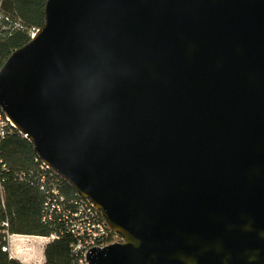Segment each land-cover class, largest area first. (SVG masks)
Segmentation results:
<instances>
[{"label":"water","instance_id":"95a60500","mask_svg":"<svg viewBox=\"0 0 264 264\" xmlns=\"http://www.w3.org/2000/svg\"><path fill=\"white\" fill-rule=\"evenodd\" d=\"M0 108L123 242L89 264H264V0H49Z\"/></svg>","mask_w":264,"mask_h":264},{"label":"trees","instance_id":"16d2710c","mask_svg":"<svg viewBox=\"0 0 264 264\" xmlns=\"http://www.w3.org/2000/svg\"><path fill=\"white\" fill-rule=\"evenodd\" d=\"M49 0H0V71L14 52L32 41L46 22ZM46 177V184L42 178ZM56 182L70 201H81L78 192L53 170H42L34 145L17 130L0 148V264H24L4 251L12 235L55 238L45 246L43 264H79L73 254L74 236L59 215L45 222V205Z\"/></svg>","mask_w":264,"mask_h":264},{"label":"built area","instance_id":"2783aa9c","mask_svg":"<svg viewBox=\"0 0 264 264\" xmlns=\"http://www.w3.org/2000/svg\"><path fill=\"white\" fill-rule=\"evenodd\" d=\"M36 34H33L32 39ZM14 130H17L15 125L0 108V148L4 139ZM42 170L53 169L42 163ZM41 181L46 184L47 178L43 177ZM48 186L51 196L45 205L44 221H51L55 215L61 217L67 231L76 239L72 248L79 264H89L87 254L90 250L123 242V238L111 230L101 212L90 200L83 198L81 201L68 202L61 194L56 182L50 183ZM54 238L52 236L44 239L50 241ZM3 250L8 251V248L4 247Z\"/></svg>","mask_w":264,"mask_h":264},{"label":"rangeland","instance_id":"374dc122","mask_svg":"<svg viewBox=\"0 0 264 264\" xmlns=\"http://www.w3.org/2000/svg\"><path fill=\"white\" fill-rule=\"evenodd\" d=\"M14 236V237H13ZM8 253L13 256L20 257L26 263L38 264L37 256L32 255H43V247L46 240L33 238L32 236H20L12 235L9 238ZM47 244V243H46ZM33 257V259H32ZM28 259H32L28 262Z\"/></svg>","mask_w":264,"mask_h":264},{"label":"crops","instance_id":"0c3cea01","mask_svg":"<svg viewBox=\"0 0 264 264\" xmlns=\"http://www.w3.org/2000/svg\"><path fill=\"white\" fill-rule=\"evenodd\" d=\"M14 237V236H13ZM18 237H19V235H18ZM30 237V236H29ZM33 238H38V239H41V240H46L47 242L46 243H48L49 242V240H47V239H44V238H40V237H33ZM46 243H45V245H44V247H43V255H32L33 257L34 256H37V260H38V264H43L44 263V261H45V246H46ZM14 258H16V259H18V260H20L22 263H24V264H28V263H26V261H24L23 259H21L20 257H17V256H13ZM33 257H32V259H33ZM32 259H28V262L29 261H31ZM29 264H33V263H29Z\"/></svg>","mask_w":264,"mask_h":264}]
</instances>
